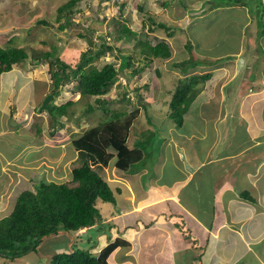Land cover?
Returning a JSON list of instances; mask_svg holds the SVG:
<instances>
[{"label": "rangeland", "instance_id": "374dc122", "mask_svg": "<svg viewBox=\"0 0 264 264\" xmlns=\"http://www.w3.org/2000/svg\"><path fill=\"white\" fill-rule=\"evenodd\" d=\"M68 1L0 0V47L8 44L13 38L14 44L10 43L9 46L24 48L30 56L23 63L13 67L15 71H21V75L28 81L25 88L19 91V95L15 100L11 98V94L6 93V90L4 94H0V192L2 191L0 219L10 214L14 199L20 191L33 190L31 181L28 180L27 176H25L26 179L17 177L13 170V167H16V161H11L15 157H26L23 161L31 160L33 162L35 160L30 159V157L35 155V159H42L44 163L47 162L48 167H51L52 172L50 175L60 176L64 173L65 175L60 177L66 178L73 166L71 164L75 165L76 161L80 162L79 153L70 145L71 139L78 137L83 130L97 125L104 115L100 109L86 112V104L92 103L93 98H79L78 93H71L72 88L70 87L72 85L66 84L61 88L60 94L58 98H55L53 104L64 103L67 100L73 101L74 104L69 108L70 111H73V115L67 119L68 122L61 120L65 123L64 129H56L57 126L52 125L47 116L48 111L46 109L41 111L39 107L37 108L43 97L40 96L43 88L46 87L45 91L47 89L50 91L52 81L47 72V64L43 63L44 61L41 63L35 62L34 64L30 62L33 54L31 50L46 52L55 49V56L67 63H74L77 61L79 53L88 49L90 44L94 49H98L104 44L112 45L114 47L113 52L110 55L106 54L101 57L94 64L97 67H100L106 61L112 62L115 60L114 57L118 55V49H121L122 53H134L133 43H115L108 34L110 30L112 31L111 20L118 18L121 4H124L122 17L128 19H126L125 24L131 30L145 35L146 39L152 44L164 40L171 49L170 59L156 60L152 70L149 69L138 77L130 74L131 68L124 70L105 96L109 98L110 109L126 111L138 109V115L130 129L127 144L130 148L134 147L136 142L142 146L143 159L139 165L150 161L156 152V148L160 147L163 141L164 135L161 129H164L166 125V120H163V117L167 101L178 77L181 76L174 63H177L183 57L179 51H187L185 49L187 42H190L193 46L192 50L196 56L195 61L199 59L197 56L208 59L223 58L226 52L228 55L236 53L239 44H241L240 53L231 55L234 60H224L225 64L221 72L211 69L213 73L211 80L207 81L195 97L200 103L210 102L212 107L219 103L217 109L220 113L221 122L219 124L213 122L209 127L211 131L214 129L218 131V128L223 131L227 127L239 126L238 119L242 117V114H240L241 106L250 108V110L253 106L252 108L255 111L264 112V110H261L264 103V58L262 60L258 53L259 46L253 34L256 31L253 24L247 28L252 18V15L247 14L250 10L249 6L220 8L205 3L211 0H81V3L73 9V24L60 29L59 25L64 22V19L57 20L58 9ZM262 1L264 3V0ZM162 2H167V4L162 5ZM137 5L144 6L155 17L153 18L154 22L147 19L149 13L140 14ZM259 11L261 12L262 8ZM158 22L168 25L174 35L168 37L166 31L160 28L151 30V32V27L153 28L154 23ZM246 32H250V34ZM260 39L263 41L264 52V35ZM237 62L241 63L243 68L237 71L234 67L233 72L231 68ZM228 63L231 67H228ZM233 77L237 79L232 83ZM153 78H155V83L152 82ZM39 83H42V85L37 86ZM229 84L231 85L230 88L227 87ZM0 85L1 89L4 84ZM138 85H150L149 91L143 90L141 93L143 103L147 105L146 110L138 105L136 96L132 91ZM231 87L232 98L238 97L240 101L228 102L225 99V93L231 94ZM124 92H126L129 102L121 101ZM252 95L257 97L261 95L255 104L250 101ZM223 98L226 100L225 103ZM213 99H215V102ZM216 99H218V102ZM51 103L52 100L49 104ZM198 105L199 103L196 108ZM239 108L240 110H238ZM205 110L209 109L206 108ZM232 111L234 114H231ZM223 121L227 125L226 128ZM247 121L250 122V127L256 125L250 118ZM163 122H165L164 125ZM36 126L40 128V133L36 132ZM219 135L222 138L224 137L222 134ZM221 137L220 139H222ZM213 141L214 136L207 144H211ZM108 151L115 154L112 149ZM201 152H204V150ZM12 157L14 158L12 159ZM53 163L54 166L57 163L59 167L54 168ZM112 163V161L109 162L103 169L97 166L94 169L102 178L105 176L106 181H109L107 178L110 177ZM62 164L64 165L60 166ZM34 168L38 169V167H32L34 173L22 171L21 174L30 176V180L35 182L49 178L45 175L46 170L44 168L38 170V173ZM166 172L168 174L167 179L173 177L170 169L166 168ZM56 178L59 179V177ZM96 206L102 215L112 209L109 203L97 202ZM105 218L109 220L107 224L110 223L111 226L108 228L109 226L106 224L102 228L103 232H106L111 239L104 244L107 245V243L113 241V237L118 239L121 235H115L116 231H112L113 228L116 229L112 223L113 220H110L107 216ZM156 220H158L157 217ZM115 223L119 226L120 220ZM261 224L264 225V222ZM81 233L84 234V228L80 229L76 235H83ZM126 233H129V230ZM157 233L154 229L149 228L142 232L139 237L131 238L127 246L122 245L123 249L128 247L133 249V253L128 256L131 264H154L152 258L155 254L154 242ZM97 234L96 231L91 230L87 236H81L80 238H75L77 237L75 235L71 237L65 233L50 235L42 239L35 252H29L12 262L0 258V262L5 261L6 264H46L54 254H69L72 251V245H76L80 249L84 248L93 255L98 256L105 246L102 245V242H97ZM123 258L121 251L116 259L112 260V263L129 264L127 261H123ZM158 258L161 261L156 260L155 264H163V259ZM106 262L108 264V261Z\"/></svg>", "mask_w": 264, "mask_h": 264}, {"label": "crops", "instance_id": "0c3cea01", "mask_svg": "<svg viewBox=\"0 0 264 264\" xmlns=\"http://www.w3.org/2000/svg\"><path fill=\"white\" fill-rule=\"evenodd\" d=\"M240 47L241 44L236 53L231 55L239 54ZM228 67H231L229 63ZM234 67L238 71L242 70L243 65L235 63L231 68L233 72ZM236 77H233L232 83ZM0 84H4L0 94L6 90L15 100L28 81L21 71L12 70L0 76ZM31 86L34 88L33 84ZM45 89L40 94L43 96L41 100L48 92ZM230 92V97L224 92L228 102L240 101L238 97L232 98V87ZM260 96L252 95L250 101L255 104ZM195 101L180 129L170 124L161 129L164 135L161 146L150 161L137 165V172L123 173L115 168V158L110 160L113 165L107 178L109 181L106 182L113 192L115 204H110L112 209L105 215L101 214L100 225L84 228L81 236H87L91 230L100 231L97 242L104 245L108 239L102 228L109 222L105 218L107 216L116 227L112 231H116L115 235H121L118 239L127 244L131 238L139 237L149 228L158 232L152 258L154 264L156 260L161 261L158 257L163 259V264H264V225L261 224L264 222V112L255 111L253 106L251 110L241 106L239 126L226 128L223 121L226 129L223 126V131L220 128L211 131L209 127L213 122H221L217 109L219 103L212 107L210 102ZM261 110H264V103ZM249 118L258 128L250 127ZM213 136V143L207 144ZM33 156L30 157L35 160L33 162L23 161L26 157H12L11 162L16 161L13 170L17 177L26 179L27 176L31 181L30 176L22 175L21 172L34 173L33 166L38 167L34 168L36 173L44 168L45 175L59 177L61 181L70 177L72 168L66 178L60 177L64 173L53 176L50 175L52 171L46 165L47 162ZM57 166L55 163L54 168ZM166 168L173 174L170 180L167 179ZM103 179L106 180L105 176ZM116 189H120V192ZM1 194L2 191L0 197ZM119 220L118 226L115 222ZM107 225L111 227L110 223ZM128 230L129 233H126ZM194 239L197 240L196 245ZM121 251L123 261L131 264L128 256L133 253V249H123L122 245L109 254L106 260L108 264H113L112 260Z\"/></svg>", "mask_w": 264, "mask_h": 264}, {"label": "trees", "instance_id": "16d2710c", "mask_svg": "<svg viewBox=\"0 0 264 264\" xmlns=\"http://www.w3.org/2000/svg\"><path fill=\"white\" fill-rule=\"evenodd\" d=\"M79 3L81 0H69L58 9L57 20L64 19V22L59 25L60 29L73 24L72 12ZM205 3L220 8L249 6L250 10L247 14L252 15V18L247 28L253 24V28L256 30L253 34L259 46L258 53L263 60V41L260 39L264 35V3L262 0H211ZM161 4L166 5L167 2ZM123 6L124 4L119 6L118 18L111 20L112 31L110 30L108 34L115 43H133L134 53H122L121 49H118V55L114 57L115 60L106 61L97 67L94 64L101 57L113 52L112 45L104 44L100 48L94 49L90 44L88 49L79 53L78 59L74 63H67L55 56V49L46 52L31 50L33 52L30 61L32 64L43 61L47 64V72L52 81V89L49 92L53 96L52 101L58 97L63 86L71 84V93H78L79 98H93L92 103L86 104V112L100 109L104 115L97 125L83 130L78 137L71 139L70 145L79 153L80 162L76 161V164L73 165L68 179L61 181L50 176L47 180L40 179L36 182L31 180L33 190H23L16 197L10 214L0 219V258L12 262L29 252H35L42 239L47 236L65 233L80 238L81 236L76 235L80 229L100 225L102 217L96 206L97 202L114 205L115 197L109 184L94 169L96 166L103 169L112 158H115V168L123 173L133 174L138 171L136 165H139L143 159L142 146L136 142L135 146L130 148L127 144L130 129L138 115V109L131 111L110 109L109 98L105 96L124 70L131 68L130 74L138 77L149 69L152 70L156 60L170 59L171 49L164 40L152 44L145 35L131 30L125 24L127 18L123 19L124 17H122ZM137 6L140 14L149 13L147 19L152 22L155 17L144 6ZM260 8H262L261 12ZM158 28L164 29L168 37L174 35L170 31V27L163 22L154 23V27H151L150 31ZM246 33L250 34V32ZM192 48V44L187 42L185 45L187 51H179L183 57L174 63V66L179 69L182 77L179 76L174 85L163 117V120H166V125L170 124L176 129L183 126L185 116L196 102L195 97L207 81L211 80L213 74L211 69L221 72L226 60H234L226 52L223 57L225 59H208L197 56L199 59L195 61L196 56ZM29 57V53L27 54L24 48L7 45L0 47V76L11 72L14 66L23 63ZM209 60L211 62H208ZM157 75L159 74L157 73ZM152 82L155 83V78ZM149 86L138 85L132 89L138 105H141L145 110L147 105L143 103L141 93L143 90L149 91ZM226 95L230 97L231 94ZM122 100L129 102L126 92H124ZM49 103L47 108L49 120L52 125L57 126L56 129H64L65 123L61 120L68 122L67 119L73 115V111H70L69 108L74 102L67 100L60 104ZM40 105L41 102L37 108ZM164 124L165 122H163ZM35 128L36 132L40 133V128L38 126ZM109 149L114 150L115 154L108 151ZM116 191L119 193L120 189H116ZM246 198L248 199V197ZM99 232L97 231V233ZM106 238L111 240L109 235H106ZM126 244L120 239L110 241L98 256L84 248L80 249L76 245H72V251L69 254H54L46 264H107L106 260L109 254L118 246H126ZM194 244H197L195 239ZM0 263L6 264L5 261Z\"/></svg>", "mask_w": 264, "mask_h": 264}, {"label": "water", "instance_id": "95a60500", "mask_svg": "<svg viewBox=\"0 0 264 264\" xmlns=\"http://www.w3.org/2000/svg\"><path fill=\"white\" fill-rule=\"evenodd\" d=\"M50 100H52V95H47L43 100L42 103L39 107V110H43L48 108V103L50 102Z\"/></svg>", "mask_w": 264, "mask_h": 264}, {"label": "clouds", "instance_id": "9594fccd", "mask_svg": "<svg viewBox=\"0 0 264 264\" xmlns=\"http://www.w3.org/2000/svg\"><path fill=\"white\" fill-rule=\"evenodd\" d=\"M11 41H12V42H9V43L6 44V45L9 46L10 43H13V42H14V39L11 38ZM13 44H14V43H13ZM3 47H4V46H3ZM12 47H17V46H12ZM12 70H14V69L12 68ZM180 75H181V74H180ZM181 76H182V75H181ZM51 84H52V82H51ZM50 91H51V90H50ZM50 91H48V92L45 94L44 98H45L47 95H51V94H49ZM44 98H43V99H44ZM57 98H58V97H57ZM52 100H53V96H52ZM50 101H51V100H50ZM52 102H54V101H52ZM41 103H42V102H41Z\"/></svg>", "mask_w": 264, "mask_h": 264}, {"label": "bare ground", "instance_id": "6f19581e", "mask_svg": "<svg viewBox=\"0 0 264 264\" xmlns=\"http://www.w3.org/2000/svg\"><path fill=\"white\" fill-rule=\"evenodd\" d=\"M82 99V98H81Z\"/></svg>", "mask_w": 264, "mask_h": 264}]
</instances>
